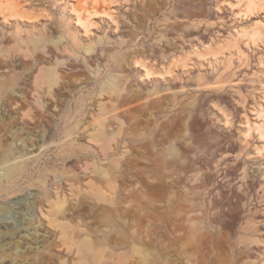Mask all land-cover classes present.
<instances>
[{"label": "rangeland", "instance_id": "rangeland-1", "mask_svg": "<svg viewBox=\"0 0 264 264\" xmlns=\"http://www.w3.org/2000/svg\"><path fill=\"white\" fill-rule=\"evenodd\" d=\"M0 264H264V0H0Z\"/></svg>", "mask_w": 264, "mask_h": 264}, {"label": "bare ground", "instance_id": "bare-ground-1", "mask_svg": "<svg viewBox=\"0 0 264 264\" xmlns=\"http://www.w3.org/2000/svg\"><path fill=\"white\" fill-rule=\"evenodd\" d=\"M93 8H98V5H94ZM3 173H8L10 171V167H4L1 168Z\"/></svg>", "mask_w": 264, "mask_h": 264}]
</instances>
